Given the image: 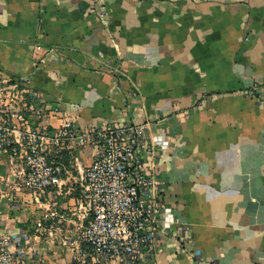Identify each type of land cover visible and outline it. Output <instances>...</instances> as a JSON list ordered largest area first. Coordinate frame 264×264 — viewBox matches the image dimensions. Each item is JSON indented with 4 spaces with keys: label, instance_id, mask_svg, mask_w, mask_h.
<instances>
[{
    "label": "crops",
    "instance_id": "obj_1",
    "mask_svg": "<svg viewBox=\"0 0 264 264\" xmlns=\"http://www.w3.org/2000/svg\"><path fill=\"white\" fill-rule=\"evenodd\" d=\"M0 71L30 90L29 124L143 126L164 232L140 264H264V0H0ZM65 154L37 198L0 152V228L28 233L31 264H95L79 239L94 150ZM53 203L66 219L36 235Z\"/></svg>",
    "mask_w": 264,
    "mask_h": 264
},
{
    "label": "built area",
    "instance_id": "obj_2",
    "mask_svg": "<svg viewBox=\"0 0 264 264\" xmlns=\"http://www.w3.org/2000/svg\"><path fill=\"white\" fill-rule=\"evenodd\" d=\"M29 93L23 80L0 71V152L21 158L25 169L22 185L37 198L60 187L63 175L72 169L65 150L73 155L81 147H91L93 159L83 168L80 183V206L87 216L79 232L80 242L95 264L145 261L164 229L160 181L146 168L145 154L153 150L143 126L104 123L83 129L66 121L52 130L32 125L24 115ZM0 179L5 177L0 174ZM66 217L53 203L30 229L40 236ZM29 238L27 232L16 236L7 226L0 228V264H31L25 249ZM192 256L202 260L199 250L192 251Z\"/></svg>",
    "mask_w": 264,
    "mask_h": 264
}]
</instances>
